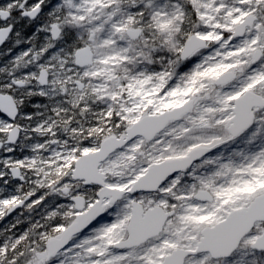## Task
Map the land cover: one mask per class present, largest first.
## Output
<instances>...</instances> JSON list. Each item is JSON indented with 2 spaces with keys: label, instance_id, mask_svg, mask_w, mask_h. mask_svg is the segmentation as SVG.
I'll use <instances>...</instances> for the list:
<instances>
[{
  "label": "snow or ice",
  "instance_id": "snow-or-ice-1",
  "mask_svg": "<svg viewBox=\"0 0 264 264\" xmlns=\"http://www.w3.org/2000/svg\"><path fill=\"white\" fill-rule=\"evenodd\" d=\"M0 264H264V0H0Z\"/></svg>",
  "mask_w": 264,
  "mask_h": 264
}]
</instances>
